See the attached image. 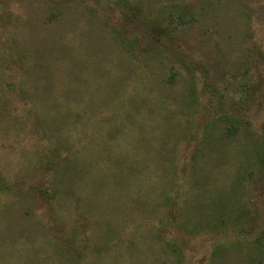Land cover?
Returning a JSON list of instances; mask_svg holds the SVG:
<instances>
[{"label": "rangeland", "instance_id": "rangeland-1", "mask_svg": "<svg viewBox=\"0 0 264 264\" xmlns=\"http://www.w3.org/2000/svg\"><path fill=\"white\" fill-rule=\"evenodd\" d=\"M124 3L140 9L138 26L124 18ZM242 7L239 0H0V177L22 188L15 198L0 195V264H72L48 229L54 215L68 232L76 228L78 264H173L140 230L115 256L95 255L115 243L111 234L126 228L124 239L144 213L160 212L185 165L190 179L177 181L197 186V206L237 179L244 137H260L264 121V15ZM145 17L168 32L150 57L139 53ZM19 59L23 95L34 106L29 118L5 90L18 80ZM207 74L217 78L213 87ZM208 112L237 117V135L223 136L228 122L215 121L200 140ZM49 146L72 153L54 179L41 176ZM246 171L257 179L255 163ZM37 182L54 188L52 217L29 190ZM243 199L264 213L260 186ZM206 238L191 239L192 264L208 262ZM214 264L251 263L242 250L216 255Z\"/></svg>", "mask_w": 264, "mask_h": 264}, {"label": "trees", "instance_id": "trees-1", "mask_svg": "<svg viewBox=\"0 0 264 264\" xmlns=\"http://www.w3.org/2000/svg\"><path fill=\"white\" fill-rule=\"evenodd\" d=\"M239 2H241L243 6L242 8L246 10L247 15L253 12H262L264 15V0H239ZM123 5L125 10L124 18L129 20V22L136 21L135 25L138 26L137 20L140 18V9L137 6H131L127 3ZM140 25L143 29L142 36L144 46H141L139 53L146 57L160 53V50L165 47L163 41L168 43L166 40L168 35L166 27L146 17L142 20ZM131 41L133 44H137L138 42L136 38L129 42ZM158 47H160V49ZM259 56L264 57L261 50H259ZM15 64L19 69V71H17L19 72L18 80L15 83L8 84L5 90H7L9 94L12 92L14 94L13 96L21 101V108L29 118L34 112V106L29 101H26V97L23 95V79L21 76L24 74V62L19 59ZM197 70L205 74V70H202V68ZM204 78L205 85L211 87L215 85L217 80L216 77L210 78L208 74L205 75ZM208 115L206 117L202 116L201 118V125L197 131L199 132L200 140H207L208 137L212 135L215 121L223 123L228 122L225 126V131L221 132L223 136L235 137L237 135V122L241 123L237 117L223 114V116L220 115L217 119L211 116L210 112H208ZM261 127L262 134L257 139L254 140V135L252 134L247 135L251 138L247 136L244 137L245 146L247 148V155L245 154L246 160L243 164L244 167L240 169L241 172L237 175V179L229 185L231 187L227 189L225 194H222V190H220L219 193L215 195V202L202 203L199 206L193 202L192 193L197 186L194 185L195 187H190L191 182L189 180H185L184 184L182 181H177L181 179H190L189 177L192 170L189 173V165H185L178 172L179 175H176V181L171 183L170 188L173 189L172 192L169 195L165 194L161 203L160 212L144 213L139 220H136V223L131 225V231L124 236V239H122L121 234L126 228L111 234V238L114 239L115 243L111 246L108 244L105 245V247L101 246L99 250H97V255H95V257L100 256L102 251L105 252L107 257L115 256L122 242L140 230L143 233L151 234L155 244H160L167 253L172 254L173 258H175L173 264H192V255L190 254L192 248L190 246V241L191 239L202 236H207L204 241L211 247L209 259L206 264H214L216 255L227 254L231 251L240 252L242 250L245 251V258L247 257V260L249 259L251 264H264V213L259 215L256 211H252L251 207L247 206V204H250V201L248 202L243 199V195L246 194L248 190L250 191V188L251 190H256L258 186H260V190L264 191V151L256 148L260 142L264 143V121ZM244 129L246 132H250V129L246 126ZM85 136L86 135H83L82 137ZM249 146H252V149H249ZM50 147L51 146L48 147V149L51 150L50 156V152H48L46 148V154L44 155L42 163L44 172L41 176L54 179L62 163L69 159L72 153H68L67 155V151L65 150L61 151L60 149L58 150ZM85 147L86 146H82V149H85ZM250 163L256 164L257 171L255 173L257 179H246L248 176L246 168ZM174 172L177 174V168H174ZM29 190L34 192V195L40 202L46 203L47 206L50 207V216L52 217L50 205L55 196V191L51 183L46 186L42 182H37L31 185ZM21 193V187L18 185L13 186L0 177V195L15 198ZM186 204H189L188 210L185 208ZM57 219L54 215L53 218L48 221V229L53 234L52 238H54L55 242L65 250L72 264H78L81 259H83V254L81 255L75 247V236L73 234L76 228L71 226L68 232L65 229V225L56 224ZM111 249H113V251Z\"/></svg>", "mask_w": 264, "mask_h": 264}]
</instances>
